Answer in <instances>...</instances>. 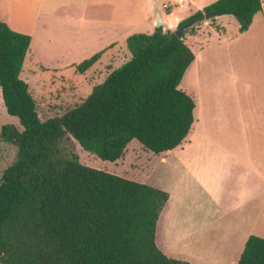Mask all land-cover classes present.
Wrapping results in <instances>:
<instances>
[{
    "label": "trees",
    "instance_id": "1",
    "mask_svg": "<svg viewBox=\"0 0 264 264\" xmlns=\"http://www.w3.org/2000/svg\"><path fill=\"white\" fill-rule=\"evenodd\" d=\"M263 3L214 0L177 27L216 13L233 16L242 33ZM196 30L194 24L186 32ZM184 35L162 26L129 35L128 60L80 103L41 120L20 77L31 37L0 20L1 97L22 128H0V138L17 148L0 177V264H191L167 256L155 243L167 191L81 164L62 148L72 137L102 160L114 161L133 139L155 154L180 145L195 107L178 87L194 59ZM100 55L84 59L76 70L83 73ZM236 264H264V237L249 235Z\"/></svg>",
    "mask_w": 264,
    "mask_h": 264
},
{
    "label": "rangeland",
    "instance_id": "2",
    "mask_svg": "<svg viewBox=\"0 0 264 264\" xmlns=\"http://www.w3.org/2000/svg\"><path fill=\"white\" fill-rule=\"evenodd\" d=\"M149 1L156 8L153 12L159 14L164 11L163 2L170 1L171 10L175 15L184 11V7L191 6V0H186L184 7L181 8L175 4L176 0H156V4L152 0ZM212 1L214 0H199L195 6ZM212 18L213 23L210 21L211 18L198 20L195 23L196 34L190 35L186 32L184 35L186 44L192 47L196 56V64L192 71L183 74L178 85L196 104L192 130L182 142L181 147H184V150H179L181 147H178L172 154L164 153L163 159V153L155 154L146 150L133 139L120 158L107 161L83 149L70 137L62 143L64 151L74 154L81 164L150 184L168 193L182 191L185 181L188 180L201 185L206 180L214 179L221 183L229 181L230 163L227 159L221 153L213 161L201 158L205 148L195 143L205 140V136L208 135L206 129L210 124L224 125L225 134L229 137L234 133L230 127L239 124L243 125L245 139L251 142L253 150L258 148L257 142L262 143L261 146L264 145V22L261 14H258L250 30L241 34L238 32V22L233 16L223 14ZM155 21L154 30L159 27L155 25ZM214 25L217 26L216 29ZM213 28L218 32L211 31ZM152 30L151 20L134 19L132 34L150 33ZM209 34L211 35L207 37ZM93 54L95 53L88 51H72L56 59L54 55L42 52L41 62L37 65L24 60L20 77L28 84L41 120L60 116L80 103L95 84L104 80L112 68L119 67L130 57L126 45L122 51L116 53L108 50L100 55L101 57L91 67L79 73L76 65ZM110 63L113 67L107 68ZM3 124H13L19 130L22 129L17 117L6 112L0 92V128ZM256 124L261 128H257ZM189 142L191 145L187 146ZM16 150V146L0 138V177L3 170L13 162ZM220 189L225 190L226 186L221 184ZM240 198L241 191L234 193L220 191L219 200L223 204L236 202ZM173 203L174 201L162 215L167 214ZM156 225L155 243L159 249L163 246L174 252L192 249L190 245L167 247L165 217L162 216ZM171 256L178 255L172 253Z\"/></svg>",
    "mask_w": 264,
    "mask_h": 264
},
{
    "label": "crops",
    "instance_id": "3",
    "mask_svg": "<svg viewBox=\"0 0 264 264\" xmlns=\"http://www.w3.org/2000/svg\"><path fill=\"white\" fill-rule=\"evenodd\" d=\"M177 1L176 5L184 7L186 0ZM198 2L191 0V6L184 7V11L175 15L170 1L162 3L164 11L159 14L153 12L156 8L149 0H0V20L13 30L30 35V47L24 60L37 65L41 62L42 52L58 59L72 51L101 52V55L108 50L115 53L122 51L126 38L132 34L135 18L151 20L152 32L155 20L163 21V30H173L181 20L209 4L200 2L201 5L195 6ZM258 14L264 22V3L253 20ZM214 28L211 31L218 32ZM250 28L251 25L244 32ZM195 62L194 53V59L184 74L192 71ZM112 67L111 63L107 66ZM192 126L193 123L190 131ZM230 128L234 133L231 132L229 137L225 134L224 125L210 124L205 140L195 143L205 148L201 158L213 161L221 153L227 159L230 163L229 181L221 183L213 179L201 185L188 180L182 191H169V198L156 224L162 216L165 217L167 247L190 245L192 248L190 251L174 252L161 247L160 250L169 257L191 264H236L249 235L264 237V148L261 149L264 145L257 142L258 148L253 150L251 142L245 139L243 125L235 124ZM190 145L189 142L187 146ZM181 146L182 143L172 150L161 152L162 158ZM221 184L226 186L225 190L220 189ZM220 191H241V198L223 204L219 200ZM173 201L167 214L162 215ZM172 253L178 256H171Z\"/></svg>",
    "mask_w": 264,
    "mask_h": 264
},
{
    "label": "water",
    "instance_id": "4",
    "mask_svg": "<svg viewBox=\"0 0 264 264\" xmlns=\"http://www.w3.org/2000/svg\"><path fill=\"white\" fill-rule=\"evenodd\" d=\"M216 15H217L216 13H209V14H205L204 18L209 19V18L215 17ZM197 21H198L197 19H190L184 24H182L181 26H178L175 29H173L172 32L178 37H182L185 34V32L188 30V28L194 25ZM162 24H163V21H160V20L155 21L156 26H161Z\"/></svg>",
    "mask_w": 264,
    "mask_h": 264
},
{
    "label": "built area",
    "instance_id": "5",
    "mask_svg": "<svg viewBox=\"0 0 264 264\" xmlns=\"http://www.w3.org/2000/svg\"><path fill=\"white\" fill-rule=\"evenodd\" d=\"M182 0H178L177 3L181 2Z\"/></svg>",
    "mask_w": 264,
    "mask_h": 264
}]
</instances>
